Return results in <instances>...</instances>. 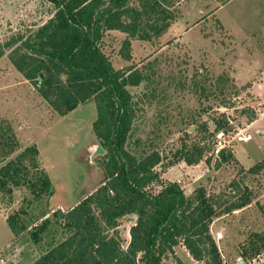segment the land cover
<instances>
[{
  "label": "rangeland",
  "instance_id": "1",
  "mask_svg": "<svg viewBox=\"0 0 264 264\" xmlns=\"http://www.w3.org/2000/svg\"><path fill=\"white\" fill-rule=\"evenodd\" d=\"M174 10L178 19L162 36L132 39L130 61L119 54L127 34L112 30L104 36V51L117 69L132 65L150 75L140 85L128 87L137 103V116L127 147L136 154L158 150L164 161L185 146L197 143L204 148L198 163L181 159L166 170L158 165L157 170L164 181L179 183L187 195L204 187L219 201L223 214L213 218L210 229L223 264H244V251L247 263L264 264V0H175ZM53 11L43 0H0V43L6 47L0 58V121L11 123L20 150L30 145L39 148L40 162L54 185L48 200L31 207L25 188L15 189L12 199L0 191V264H32L52 243L66 238L53 211L70 209L105 180L104 152L92 130L96 102L61 115L10 60L20 45L10 46L11 39L32 34ZM150 62L151 69L146 66ZM250 106L257 112L255 124L241 114ZM223 112L232 125L224 138L221 132L208 137L200 132L198 125L203 123L213 131L215 119ZM248 135L252 141L244 142L241 137ZM224 148L230 149L232 158L222 159ZM10 158H0V167ZM246 190L252 202L224 213ZM22 209H27L22 215L30 225L42 211L49 212L52 232L39 243L28 231L15 237L9 228L8 216ZM135 219L119 218L125 248ZM162 264L204 263L178 244Z\"/></svg>",
  "mask_w": 264,
  "mask_h": 264
},
{
  "label": "trees",
  "instance_id": "2",
  "mask_svg": "<svg viewBox=\"0 0 264 264\" xmlns=\"http://www.w3.org/2000/svg\"><path fill=\"white\" fill-rule=\"evenodd\" d=\"M43 1L52 5L53 15L27 37L11 39L10 46L17 42L20 45L12 51L10 60L61 115L80 104L96 102L97 118L92 130L104 149L101 163L105 180L70 209L53 211L55 223L65 229L66 238L52 243L32 264H162L178 244L198 262L223 264L210 229L213 218L223 214L219 201L208 195L204 187L187 195L179 183L164 181L157 170L158 165L166 170L181 159L198 163L204 148L197 143L191 148L185 146L169 161H164L158 150L132 153L127 146L137 103L128 87L140 85L150 75L132 65L117 69L103 48L106 32L125 33L119 54L132 60V39L150 41L160 37L178 19L175 0ZM5 50L0 43V58ZM151 65L150 62L146 66L151 69ZM226 114L223 112L215 119L213 131H208L207 123L198 125L200 132L208 137L223 131L226 136L232 129ZM241 114L252 123L257 112L250 106L242 109ZM206 136L202 138L207 139ZM20 149L13 126L1 120L0 158L17 154L0 167V191L12 199L15 189L25 188L31 195L26 198L31 207L48 200L54 185L40 162L39 148L30 145ZM220 155L223 160L233 157L227 148ZM156 184L161 188L155 190ZM251 202V193L246 190L225 207L224 213ZM27 213V209H22L8 216V226L15 237L28 231L39 243L52 232L53 220L46 209L30 225L28 217L22 215ZM127 215L136 219L125 248L119 218ZM242 257L244 264H258L254 260L246 262L247 251Z\"/></svg>",
  "mask_w": 264,
  "mask_h": 264
},
{
  "label": "built area",
  "instance_id": "3",
  "mask_svg": "<svg viewBox=\"0 0 264 264\" xmlns=\"http://www.w3.org/2000/svg\"><path fill=\"white\" fill-rule=\"evenodd\" d=\"M221 136L223 138L225 137V134L223 131H221ZM241 139L244 140V142H250V141H252L253 138H252V135H248V136H242ZM219 141H221V139H219Z\"/></svg>",
  "mask_w": 264,
  "mask_h": 264
},
{
  "label": "water",
  "instance_id": "4",
  "mask_svg": "<svg viewBox=\"0 0 264 264\" xmlns=\"http://www.w3.org/2000/svg\"><path fill=\"white\" fill-rule=\"evenodd\" d=\"M39 76H40L41 79H44V78H45V75H44L43 72H40V73H39ZM99 150H100L101 152H104V149H103L102 147H100Z\"/></svg>",
  "mask_w": 264,
  "mask_h": 264
},
{
  "label": "crops",
  "instance_id": "5",
  "mask_svg": "<svg viewBox=\"0 0 264 264\" xmlns=\"http://www.w3.org/2000/svg\"><path fill=\"white\" fill-rule=\"evenodd\" d=\"M263 53V52H262ZM256 86V83L254 84V86L253 87H255ZM258 121H256V122H253L252 124H255V123H257ZM259 132H261L260 130H258Z\"/></svg>",
  "mask_w": 264,
  "mask_h": 264
}]
</instances>
